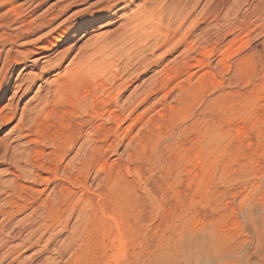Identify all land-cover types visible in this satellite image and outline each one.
<instances>
[{"label": "bare ground", "instance_id": "bare-ground-1", "mask_svg": "<svg viewBox=\"0 0 264 264\" xmlns=\"http://www.w3.org/2000/svg\"><path fill=\"white\" fill-rule=\"evenodd\" d=\"M17 1L0 0V8H7L0 20V133L10 128L0 140V166L5 167L0 174V264H26L22 255L38 247L32 259L51 251L62 259L72 250L94 206L106 211L104 192L99 194L102 202L94 205L87 196L76 198L73 187L90 191L87 178L105 161L107 149L117 151L125 140L126 147L134 145L131 131L154 106H146L147 101L173 80L190 78L192 60L204 68L196 55L209 56L208 44L220 47L237 17L215 32L204 27L203 10L199 18L194 14L199 0H59L28 20L27 3ZM47 1L30 0L29 13ZM78 7L83 8L53 26ZM210 8L218 25L221 4ZM115 23L112 32L80 48L66 63L91 27ZM65 40L71 42L68 48L53 51ZM153 67L158 68L154 76L123 98L130 84ZM71 219L80 234L52 250ZM218 242L210 237V244L196 245V258L204 264H214V257L218 264H252L236 246ZM55 258L50 255L41 264H56ZM166 261L158 264H174Z\"/></svg>", "mask_w": 264, "mask_h": 264}, {"label": "rangeland", "instance_id": "rangeland-1", "mask_svg": "<svg viewBox=\"0 0 264 264\" xmlns=\"http://www.w3.org/2000/svg\"><path fill=\"white\" fill-rule=\"evenodd\" d=\"M58 1H47L35 13H29L30 0L16 4L27 3L23 10L29 20ZM209 1L199 0L196 17L204 11V27L216 32L237 16L232 33L216 49V43L208 44V57L196 55L204 68L192 60L190 78L173 80L164 88L166 96L162 92L147 101L153 111L131 131L134 145L126 147L125 140L116 152L107 149L105 161L87 178L89 192L73 187L76 198L87 196L94 205L102 202L99 194L104 192L106 211L94 206L81 234L71 219L52 250L71 243L74 235L81 237L62 259L51 251L56 264H204L196 258V245L210 244V237L221 247L236 246L252 264L264 262V0ZM258 1L262 3L256 5ZM216 3L221 4L218 25L210 13ZM82 8L71 9L53 26ZM6 9L0 8V20ZM98 26L74 45L66 63L118 24ZM58 45L56 53L71 42ZM155 71L153 67L133 81L123 98ZM9 129L0 133V140ZM4 169L0 166V174ZM107 177L112 181L107 183ZM39 250L33 248L21 259L41 264L50 255L32 259ZM163 255L164 260L157 261Z\"/></svg>", "mask_w": 264, "mask_h": 264}]
</instances>
